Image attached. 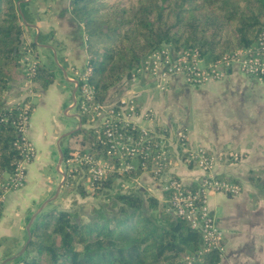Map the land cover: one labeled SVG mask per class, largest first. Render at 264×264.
Returning a JSON list of instances; mask_svg holds the SVG:
<instances>
[{"label":"trees","instance_id":"obj_1","mask_svg":"<svg viewBox=\"0 0 264 264\" xmlns=\"http://www.w3.org/2000/svg\"><path fill=\"white\" fill-rule=\"evenodd\" d=\"M28 6L24 0H0V178L13 173L21 160V104L7 108L5 97L12 83L27 77L20 60L29 48L37 56L38 43L44 41L42 36L38 43H24L34 22ZM70 12L84 25L90 83L101 102L125 79L130 82L141 62L165 45L175 52L198 51L216 63L226 53L254 45L264 28V0H70ZM56 68L55 63L40 64L35 88L48 90ZM67 146L110 159L97 136L83 127L68 138ZM145 173L154 179L140 170L114 173L97 183L95 191L85 189L96 197L117 187L110 198L116 212L94 209L84 219L67 211L44 214L31 227L21 264H222L223 252L207 249L184 219L157 199L134 191L135 180ZM72 175L66 182H72ZM76 177L83 187L88 177ZM81 192L86 196L84 188Z\"/></svg>","mask_w":264,"mask_h":264},{"label":"crops","instance_id":"obj_2","mask_svg":"<svg viewBox=\"0 0 264 264\" xmlns=\"http://www.w3.org/2000/svg\"><path fill=\"white\" fill-rule=\"evenodd\" d=\"M28 1L34 23L31 35L26 36L34 40L43 36L45 43L39 44V58L48 64L52 56L58 68L54 84L46 91L34 85L36 93L30 95L35 102L28 99L33 104V112L27 136L37 156L27 166L25 185L12 191L4 203L0 220V264L5 263L3 249L19 254L28 242L27 227L31 219L57 196L64 179L58 171L59 149L65 144L60 143V138L87 125L73 106L76 94L73 80L88 66L84 25L71 15L70 0ZM17 87L14 83L7 95V108L19 101L20 93H14ZM120 97H133L141 111L155 116L159 127L183 129L188 135V149L203 147L219 157L215 168L218 178H228L242 188L237 196L210 193L207 198L215 226L224 237L221 263L264 264V79L251 78L236 68L222 80L200 87L189 85L183 75L172 76L166 84L142 78L111 90L108 100ZM63 109L70 121L58 123L57 134L47 138L43 130L45 121L58 120ZM49 167L56 168L57 177L46 176ZM175 175L190 186L200 180L203 172L178 163ZM138 180L134 191L164 204L162 182L146 173ZM15 235L16 246L10 243V237Z\"/></svg>","mask_w":264,"mask_h":264},{"label":"built area","instance_id":"obj_3","mask_svg":"<svg viewBox=\"0 0 264 264\" xmlns=\"http://www.w3.org/2000/svg\"><path fill=\"white\" fill-rule=\"evenodd\" d=\"M21 64L27 75L26 82L35 85L38 63L25 58ZM235 68L251 78L264 79V28L254 45L226 53L216 63L208 62L193 50L181 51L175 56L168 50L154 52L142 62L138 72L132 74L130 85L142 78L166 84L172 76L183 75L189 85L200 87L222 80ZM91 75L92 70L87 66L73 80L76 84L73 106L86 119L87 129L97 136L110 159L98 158L88 152L69 153L62 162L69 176L74 173L72 178L76 174L88 177V187L93 192L96 184L109 174L124 175L138 170L153 174L155 180L163 183L164 204L168 211L198 231L207 249L223 252L224 237L215 226L207 198L210 193L237 196L242 192L241 186L218 178L215 172L218 156L203 147L188 149V135L183 129L175 131L159 127L155 116L141 111L133 97L99 101L95 87L90 83ZM128 84L129 81L125 85ZM32 108L30 100L20 105L17 137L20 139L21 160L14 172L7 174L6 181L5 177L0 180V208L6 200V192L19 189L26 182L27 166L36 157V148L27 136ZM229 156L237 160L233 155ZM178 163L192 164L203 172L196 183L197 190L186 189L187 186L175 175ZM62 174L66 176L64 172Z\"/></svg>","mask_w":264,"mask_h":264},{"label":"rangeland","instance_id":"obj_4","mask_svg":"<svg viewBox=\"0 0 264 264\" xmlns=\"http://www.w3.org/2000/svg\"><path fill=\"white\" fill-rule=\"evenodd\" d=\"M24 1L25 2H30L28 0H24ZM31 25H30V27H31ZM31 29H32V27H31ZM31 33H32V30H27L25 32L24 36H23V40H24V43H26L25 44L26 46H29V44H31L32 42L38 43V41H39L38 39L34 40L33 37L26 36L27 34L31 35ZM44 43H45V41H43L42 43H38V48H37L38 55L37 56L33 53L32 49L29 48L27 54L20 60V63L22 61H24L25 58H31L32 60H35L38 63V68H39L40 64H43L41 62L40 58H39V54H40L39 53V48H40L39 44H44ZM163 50H168L173 56H175V54H178L179 52H181V51H179V52L173 51L172 48L169 45L168 46L165 45L163 48H161L160 50H157V51H163ZM149 56H151V54ZM149 56L146 57L143 61L147 60L149 58ZM54 59H55V57H54ZM49 60L50 61H49L48 64H43V65H50L51 66V65H54V63L56 62V61L55 62L53 61L52 56L49 58ZM142 62H141V64H142ZM56 67L58 68V64H56ZM127 81L128 80L125 79L123 82H121V84L119 86H121V87L122 86H126L125 84H126ZM14 83H17L18 86H19L17 88H14L15 95H19V93H20L19 101H18L17 105L23 104L25 101L27 102L28 99L32 100L33 103L35 102V99H34L33 96H34V94L36 92L33 90L34 88L30 89V86H34L33 84H30V82L29 83L26 82V79H21V80H19L17 82H14ZM14 83L11 84V87H12V85ZM128 85H130V82H129ZM114 89H116V87ZM117 89H119V87H117ZM9 91H8V93H9ZM8 93L6 94V97H5L6 104H7L6 99H7ZM30 94H32L33 96H31ZM32 110H33V108H32ZM72 112H74V111L72 110ZM83 119H84V122L87 123L86 119L85 118H83ZM69 121L70 120H68L66 115H65L64 109L61 110L60 115L58 117V120L54 121L53 119H49V120L45 121V123L43 125V130H44L45 136L47 138L52 137V135L55 136L57 134L58 129H59V126H58L59 124L58 123L66 124ZM74 123H76V122H74ZM83 128L87 129V126L83 127ZM69 137L63 136V137L60 138V143H62V141L65 143L61 147V150L64 152V156H63V160H62L63 163L65 161V159H64L65 155L67 157V155L69 153L77 152L75 150H69L68 149L67 141H68ZM36 156H37V150H36ZM35 158H34V160H35ZM63 163H61L62 165L60 164V167L58 168V171L61 172V174L64 172L66 174V176H65V179H63L61 188L58 189V191H57L58 198L56 197L55 199L50 201V205L47 206L46 208H44L43 211L38 214L37 218L33 221L31 227L33 226V224L37 220H38L37 222L41 221V219L43 218L44 214H47V213H49L51 211H54L56 213H60L62 211L75 213V214H77L78 219H84V218H86L88 216L89 217L92 216L93 214L91 212L94 209L102 208L103 210L107 211V213L108 212H116V209L113 208V203H112L110 198L113 195V193L117 190V187H116V190L112 189L111 190L112 192H110L108 194L101 195V196H96L95 197V196L88 195L87 191H86V190H88V191L90 190L89 187H88L90 185L88 183V180L85 179L83 181V185H82L83 187L77 185L79 183V181L82 180L79 177H76V178L73 177L74 179L72 178L73 179L72 182H66V177L69 175V172H68V169L65 168ZM60 169H61V171H60ZM7 174H10V173L3 174L1 176V178H0V180L5 177L4 181H6L7 178H8ZM57 175H58V172H57L56 168H54V167H49L46 170V176L57 177ZM62 177H63V174H62ZM74 180L75 181L78 180V181L75 182ZM24 185H25V183L23 184V186ZM22 187H20V188H22ZM81 188H84V191L86 192V196H83L81 194L82 193L81 192ZM17 189L18 188L7 191L6 195H5V198L7 199L8 195L12 191H15ZM5 201H4V203H5ZM3 208H4V205L2 204V206L0 208V220H1L2 212H3ZM42 221H43V219H42ZM17 241H18L17 235L10 237V243H13L14 246H16V242ZM3 252H4L3 258L5 257L4 258V260H5L4 264H21V257H23V254H24L25 251L23 253H21V254H14V255L11 254L12 253L11 249H9V250L8 249H3Z\"/></svg>","mask_w":264,"mask_h":264},{"label":"water","instance_id":"obj_5","mask_svg":"<svg viewBox=\"0 0 264 264\" xmlns=\"http://www.w3.org/2000/svg\"><path fill=\"white\" fill-rule=\"evenodd\" d=\"M55 58H56V55H55ZM79 129H80V127L76 131H78ZM76 131H74V132H72L70 134L65 135V137H69L70 135L74 134ZM59 154H60L59 163L61 164L62 163V160H63L64 152L61 149H59ZM63 178H65V175L63 176ZM60 188H61V186H60ZM56 197H58V193H57V196ZM48 203H50V201L47 202V204ZM43 209H44V207L40 208L39 213H41L43 211ZM37 216H38V214H36V215L33 216V218L31 219V221H30V223H29V225L27 227L28 242H27V244L24 246V248L21 250V252L19 254L23 253L26 250L27 245H28V243L31 240V225H32L33 221L37 218Z\"/></svg>","mask_w":264,"mask_h":264}]
</instances>
